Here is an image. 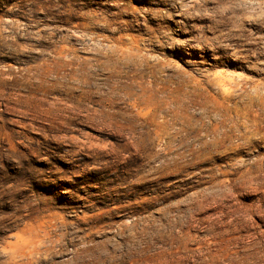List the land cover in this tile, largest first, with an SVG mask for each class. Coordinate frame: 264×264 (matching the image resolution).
I'll return each mask as SVG.
<instances>
[{"label":"rangeland","instance_id":"obj_1","mask_svg":"<svg viewBox=\"0 0 264 264\" xmlns=\"http://www.w3.org/2000/svg\"><path fill=\"white\" fill-rule=\"evenodd\" d=\"M0 264H264V0H0Z\"/></svg>","mask_w":264,"mask_h":264}]
</instances>
